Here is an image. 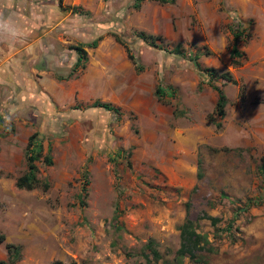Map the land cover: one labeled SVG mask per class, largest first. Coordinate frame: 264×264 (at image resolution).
<instances>
[{"label":"rangeland","instance_id":"374dc122","mask_svg":"<svg viewBox=\"0 0 264 264\" xmlns=\"http://www.w3.org/2000/svg\"><path fill=\"white\" fill-rule=\"evenodd\" d=\"M2 66L0 259L9 241L8 264H165L189 217L206 244L185 264H264V0H0ZM32 132L37 179L19 187Z\"/></svg>","mask_w":264,"mask_h":264},{"label":"trees","instance_id":"16d2710c","mask_svg":"<svg viewBox=\"0 0 264 264\" xmlns=\"http://www.w3.org/2000/svg\"><path fill=\"white\" fill-rule=\"evenodd\" d=\"M59 2L61 0H58ZM161 2H172L173 0H158ZM240 22H238L234 28H232L231 35L233 37V42L230 45L228 49L230 61L232 63H238V56H242L243 52L239 50L235 46V40L242 34V28L240 27ZM111 34L114 36V38L123 44L126 56L130 59V61L133 63L134 68L136 70L141 69V65L138 63L137 59L131 52V48L129 45L122 40V38L115 32H111ZM247 34V33H246ZM139 37H141L143 40H147V37L150 36L146 34L143 31H139L137 33ZM100 38V35L98 34L94 39L90 40L88 45L94 46L96 44V39ZM154 38L151 37L148 41L153 42ZM71 47L74 49L76 52V57L75 61L73 63L74 66L77 64L81 63L80 61L82 59L86 58V51L83 48L82 43H77L75 45H71ZM202 71L204 70L206 73L202 74V77L204 80H207V76H212L214 74V70L212 68H202ZM205 74V75H204ZM221 77H224L226 79H230L231 76L228 72H222L220 73ZM207 77V78H206ZM214 89L216 90V99H215V111L219 116L223 115V106L225 103V97L222 92V90L214 85ZM155 93L157 96H161L163 93V88L160 85H157L155 87ZM91 106H100L104 109L107 110H114L117 111L118 107L114 106L108 101H101L99 99H94L90 103ZM35 132H32L27 135L26 137V143H25V148H24V153H25V159H26V169L19 174L16 179L15 183L19 187H26L29 188L31 187L35 182H36V175H35V170H36V165L34 160L37 158L39 154L40 147L39 145H34L33 143V137H34ZM32 144V146H30ZM44 160L46 162H49V157L44 155ZM262 174H264V155L260 156V164H259V169H258ZM84 189V186H82V190ZM264 194V184L262 185V190L259 192L258 197L263 196ZM253 199H251L252 201ZM256 201V199H254ZM254 201V202H255ZM250 203L249 199L242 205L238 206V208H244ZM197 218H208L211 223H215L216 220L218 219L216 216L209 215L205 213L204 211L201 212L200 215L197 216ZM197 222L196 219H191L189 217H184V219L180 222L178 225V245L174 249V254L172 257L173 262H165V264H185V262L182 261V258L187 255L188 258L190 259H197L199 258L198 251L203 250L205 248V238L204 235L197 231L196 229ZM3 238V234L0 233V240ZM5 248L8 252L9 259L4 260L0 259V264H8L12 263L15 259L19 257V250L20 247L19 245L13 244L12 242L5 241L4 243ZM146 250V251H145ZM142 256L144 257V260L149 262L151 259L156 260L159 257H161V253L157 249L156 243L153 239L149 238L147 239L145 245L141 249ZM52 264H59V261H53Z\"/></svg>","mask_w":264,"mask_h":264},{"label":"crops","instance_id":"0c3cea01","mask_svg":"<svg viewBox=\"0 0 264 264\" xmlns=\"http://www.w3.org/2000/svg\"><path fill=\"white\" fill-rule=\"evenodd\" d=\"M0 68H3V66L2 67H0ZM86 69H88V72H89V65L86 67ZM73 85V84H72ZM75 86V85H74ZM77 87V86H76Z\"/></svg>","mask_w":264,"mask_h":264}]
</instances>
